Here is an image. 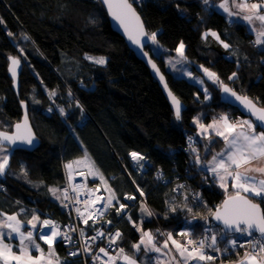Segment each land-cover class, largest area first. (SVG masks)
Segmentation results:
<instances>
[{"label":"trees","instance_id":"16d2710c","mask_svg":"<svg viewBox=\"0 0 264 264\" xmlns=\"http://www.w3.org/2000/svg\"><path fill=\"white\" fill-rule=\"evenodd\" d=\"M130 1L147 34L157 33L158 45L173 53L183 42L189 62L215 72L223 84L264 108V46H254L244 26L229 23L218 32L230 45L229 54H222L203 47L211 9L202 0ZM145 51L165 76L171 92L185 105L181 120L175 119L147 67L110 28L98 1L0 0V131L10 132L20 121L24 102L39 140L32 151H11L9 167L0 177V212L13 215L24 209L19 214L24 224L34 213L40 219L47 215L65 222L66 210L59 199L51 200L49 189L58 190L64 183L63 160L82 159L87 152L119 203L128 206L126 216L117 214L116 201L104 211L121 231L119 247L125 253L131 254L141 237L133 222L156 237L165 238L171 232L181 243L188 239L179 235L182 231H191L197 239L208 225L217 227L210 222V210L213 212L227 195L195 164L196 153L189 144L192 142L197 152L203 147L194 139L193 119L198 114L207 124L222 114H240L220 100L219 83H205L211 96L206 102L196 84L167 71L161 54L152 47ZM87 55L104 57L106 63L89 62L84 58ZM10 56L22 62L18 95L8 75ZM234 72L236 78L229 80ZM52 92L57 95L50 97ZM59 108L64 109V115ZM188 137L193 138L191 142ZM215 143L207 157L220 147V141ZM133 151L146 157V171L132 165L129 154ZM22 166L27 176L22 174ZM163 179L168 182L162 183ZM88 180L105 198L109 196L99 178L88 176ZM138 188L144 192L143 200ZM195 194H199V203ZM126 195L136 199L127 203ZM254 201L260 203L257 198ZM141 203L152 216L141 212ZM171 207L176 211H170ZM261 207L264 211V203ZM202 217H208L207 225ZM56 249L63 253L59 245Z\"/></svg>","mask_w":264,"mask_h":264},{"label":"snow or ice","instance_id":"6c2138e0","mask_svg":"<svg viewBox=\"0 0 264 264\" xmlns=\"http://www.w3.org/2000/svg\"><path fill=\"white\" fill-rule=\"evenodd\" d=\"M103 3L107 6L109 14L118 21L121 27L124 28L125 33L134 44L142 45L144 42L139 39L141 36L148 35L144 31L143 23L141 22L140 16L136 13L130 0H103ZM205 5L209 4V0H203ZM220 9H223L229 17L240 16L243 14L242 19L251 25V31L256 33V39L254 43L258 46H264V0H260L259 3H250L249 0H222L218 5ZM239 9V12H234L232 9ZM134 21V25L130 27V22ZM258 22V23H257ZM11 35V33H9ZM205 37L211 35L216 38L223 45L225 49H229L230 45L220 40L219 35L216 32H206ZM157 33H151L148 35L154 44L157 43ZM27 38V37H25ZM176 52L179 56L184 57V44L183 42L176 48ZM147 55V53H145ZM86 59L92 60L96 64L104 65L106 59L104 57H90L86 56ZM10 61L9 71L11 72L13 79L17 75V68L20 64V60L16 57H9ZM149 64L156 69V65L149 59ZM205 75L212 80L214 83H219L223 92L230 93L232 96L239 101L243 107L255 117L256 121L260 124L257 125L250 119L238 120L236 122H230L227 115H222L218 120H214L211 124L204 125L200 123L198 118H194V123H197L201 134L208 133L209 130L215 132L216 136L221 137L225 141V148L220 152L215 153L211 160L207 161L205 165L202 157L197 152V149L189 144V148L193 153H196L195 164L200 166V170H206L208 173L213 174L214 178L219 181V186L228 192L229 185L235 191L227 195L222 205L217 207L214 212L210 214L213 220L217 221L222 227L213 228L211 226L205 227V235L203 238L197 240L193 238L191 231H182L179 235L187 237L188 239L181 243L173 239L171 232L167 233V239L161 246H157L155 243V237L150 231H144L141 227L137 226L133 222V226L137 228L138 232H141V238L138 243L133 244V248L139 251L141 246H144L146 252L153 251L166 255L163 252L164 249H169L168 242L174 246L176 253H178L179 259L173 256L172 259L176 261V264H213L217 259V256L209 254L208 250L217 254L228 252L229 247L221 249L218 247V243L224 239H228V246L231 249L237 247H245V243L239 242L236 238V234L240 237H248L246 244L248 250L245 251L244 257L236 262V264H264V211L261 210V203H264V130L257 132L256 127L259 126L264 129V108L257 107L258 101H253L247 96L237 95L231 88L219 81V77L215 72L210 71L208 68L201 66ZM157 73L158 69H157ZM189 76L192 74L189 72ZM234 72L229 80L236 77ZM163 81V76L160 77ZM202 83V81H199ZM167 89V85L165 84ZM207 98V89H205ZM55 95V92L50 93ZM169 98L173 104L175 110V118L177 121L181 120L182 105L180 101L172 94L168 92ZM23 103V102H22ZM51 111V109H49ZM61 115H64V109H60ZM16 131L13 134L7 132H0V177L6 174V170L9 167V148L7 145L20 144L34 146L36 137L33 135L31 128L27 123V115H25L23 124L17 123L15 125ZM192 137H188L191 142ZM130 156L134 162L139 164L140 161L146 160L143 154L138 152H131ZM86 164L89 168L88 175L98 176L101 183L105 185V190L109 192V196L103 202L100 209H93V212L97 216L103 215V210L112 207L113 201L119 203L116 198V194L112 192L111 188L107 186L103 174L95 166V163L85 152L82 159L69 162L65 165V168L69 170V179H71V170L73 165ZM144 165H140L143 167ZM21 172L27 176L23 166ZM159 178V177H158ZM78 187V186H77ZM183 187L182 185H178ZM140 196H144L142 189H137ZM176 189H174L175 191ZM49 191L56 195L57 189L50 188ZM94 194V193H92ZM88 200L84 201L86 205L85 211L93 204L99 202L100 198L93 201L91 195ZM65 199H67V192L64 193ZM59 199V196H56ZM126 199L135 200V196H127ZM254 198H259L260 203L254 202ZM187 199V198H186ZM194 199L199 203V194H195ZM79 203V201H77ZM67 207V205H64ZM128 206L123 203H119V208L116 210L117 214H120L122 210ZM187 207V205H185ZM141 212L145 216H152L153 212L147 207L145 203H141ZM188 212H192L191 207H187ZM23 211V210H22ZM170 211H176L175 207H171ZM78 216L84 217V212L79 208L76 209ZM0 261L3 264H61L60 258L56 255L54 244L58 242V239H64L71 242L72 237L68 234L69 231H76L75 228H68L67 231H60V225L56 224L50 219H45L41 223L40 217L35 213L31 219L27 221L31 225V229L27 232L22 231V222L17 218V215H6L0 212ZM88 219H93L92 213H89ZM88 219H84L85 224L88 223ZM131 221V216L128 217ZM205 224H208V217H202ZM95 223V220L93 219ZM110 224L111 221H108ZM191 223V221H189ZM8 230L6 233L3 230ZM38 232L34 233L33 230ZM211 233V235H208ZM38 234L39 240L43 241L44 244L48 245L47 256L41 245L37 243L35 235ZM81 237H84V230L80 229ZM103 231L97 230L96 236L89 237L88 239L95 242L98 237L104 236ZM18 238L19 239V250L18 252L13 250V247L9 243H5V238ZM122 234L120 231H116L115 234H108L109 246L115 244ZM210 241V242H209ZM35 250L40 253L38 256H33L32 251ZM84 252H91L90 245L85 242V246L82 249ZM171 249H169V252ZM100 253H103L108 259L104 264H116L117 260H122L123 264H137L135 256H129L125 253L123 248L119 249L116 256L109 254V251L105 248L99 249ZM69 255L75 256L76 252H70ZM93 260H101L99 254L93 255ZM159 264V257L157 258Z\"/></svg>","mask_w":264,"mask_h":264},{"label":"built area","instance_id":"2783aa9c","mask_svg":"<svg viewBox=\"0 0 264 264\" xmlns=\"http://www.w3.org/2000/svg\"><path fill=\"white\" fill-rule=\"evenodd\" d=\"M82 123L83 120L79 122V124ZM69 162H72V160L62 161L64 183L61 187L58 188V194H59L58 196L60 197L59 202L61 203L62 206L67 205V207L64 206L66 210V221L65 222L58 221L45 215L40 219L38 225L43 220L50 219L54 221L56 224L60 225V231H67L68 228L76 229V231L68 232V234L72 237L71 242L66 241L64 239H58V242L54 244V245H59L63 249V258H62L63 261L61 262V264H65L66 262L69 261H73V262L76 261L79 262L80 264H104V262H106L108 258L104 256L103 253H100L99 249L105 248L109 251L110 255L116 256L120 249L119 247L120 239L115 244L109 246L108 234L109 233L115 234L116 231H120V230L117 228V224L114 221L104 216L105 209L103 210L102 216H97L95 212H93V209H100L102 207L103 202L106 200L105 194L102 192V190L99 187L90 185L86 171L76 169L75 165H73V168L71 170V179H69V170L65 168V165L68 164ZM132 162L136 164V162L134 161ZM141 162L142 164H145L147 163V159ZM141 170L146 171L145 165L141 167ZM157 174H159L161 178L162 174H160V172H158ZM167 182H168L167 179L162 180V183H167ZM65 190L67 192V197H68L67 199H65L64 196ZM90 194H92L91 200L95 201L98 198H100V200L98 203L93 204L91 207H89L88 211H85L86 205L84 204V201L89 199ZM141 200H143V198ZM77 201H79V203H77ZM125 201L129 203L130 201L133 200L125 198ZM77 208H79L82 212L85 213L83 218L78 216L76 212ZM89 213H92L95 223L93 222V219H88ZM127 213L128 211L126 213L124 212L125 216L127 215ZM84 219H88L87 224L83 222ZM108 221H111V223L109 224ZM209 226L213 227L212 225H208L207 227ZM80 229L84 230V234H85L84 237H81ZM29 230H32L31 227L26 228V232ZM97 230L103 231L105 235L102 237H98L95 242H92L88 238L96 236ZM33 231L34 233H36L38 232V229ZM204 235L205 232H203V234L199 238H197V240L203 238ZM208 235H211V233H208ZM36 236L38 237V234L35 235V237ZM231 238L232 237H230L229 239ZM236 238H238L239 242L245 243V247L243 248L237 247L236 249H231L230 246H228V240L224 241L223 245H220L218 243L217 245L218 247H220L221 249H224L225 247H229V251L228 252L222 251L221 253L217 254L215 252H212L211 250H208L209 254L217 256V259L213 263L223 262L224 256L230 253L240 252L242 255H244L245 251L248 250V245L246 244L248 237H240L239 234H236ZM86 241L87 244L90 245L91 247V252L88 253L82 250L83 247L85 246ZM70 252H76L77 255L71 256L69 255ZM96 254L100 255L101 260L98 261L93 260V255Z\"/></svg>","mask_w":264,"mask_h":264},{"label":"crops","instance_id":"0c3cea01","mask_svg":"<svg viewBox=\"0 0 264 264\" xmlns=\"http://www.w3.org/2000/svg\"><path fill=\"white\" fill-rule=\"evenodd\" d=\"M221 2H222V0H209V4L206 5L207 7H209L211 9V17H210V21L208 23V30L206 32H216L218 34V32L226 24H229V23L240 24V25L244 26L246 31H247V33H249L252 36L253 43H254V41L256 39V33L251 31V25H249L246 21H244L242 19L243 14H246V13H241L240 16L229 17L228 14L223 11V9H220L218 7V5ZM249 2L250 3H259L260 0H249ZM232 10L234 12H239V9L233 8ZM254 46L259 47V48L262 47V46L256 45L255 43H254ZM203 47L209 48V49H214V50H216V51H218L219 53H222V54H229V52H230L229 49H225L223 47V45L220 43V41H218L216 38L212 37L211 35H208L207 37H205V35H204V37H203ZM154 51L157 54H161L162 55V58L165 61V66H166L167 71L170 72L173 75V69L172 68L168 69V66H170L173 63V59H171V57L173 55H175L177 52L176 51H174L173 53L167 52L160 45L158 46V50L157 51L154 50ZM183 58H185V57H183ZM186 61H187V67L184 70L181 71V78H185L188 81L190 80L191 82L196 84L204 92L205 101L209 102L210 99H211V96H210V93L207 91V98H206L205 83L206 82L207 83H212L215 86L218 85V83H214L212 80H210L205 75L202 67L189 62L187 59H186ZM189 72L192 74L191 76L188 75ZM235 78H233V79H235ZM199 81H202V83L199 82ZM222 115H225V114H222ZM222 115H219L215 120H218L219 117H221ZM228 117H229L230 122H236L238 120L249 119V118H245V117H243L241 115H238V116H235V117H230V116H228ZM199 121H200V123H202L200 118H199ZM213 121H211V122H209L207 124H204V125L211 124ZM194 126L196 127V132H195L194 139L198 143H201L202 147H203L201 150H199L198 153L202 157L203 163L206 165L207 161L211 160L212 156L215 153L220 152L222 149L225 148V141L221 137L216 136L215 132L212 131V130H209L208 133L201 134V130L199 129L197 123L194 124ZM256 131L260 132V130L257 127H256ZM214 141H216V143L218 141H220L221 145H220V147L218 149H216L212 153V155L207 157L206 155L209 152V147L212 144V142H214ZM8 155H9V160H10L11 151H9ZM204 171H206V170H204ZM209 174L214 178L213 174H211V173H209ZM214 181H215V184L224 192L225 190L222 189L219 186V181L217 179H215V178H214ZM229 191H231L233 193L235 190L232 189L231 186L229 185L228 192ZM257 199H259V198H257ZM22 210H24V209H20L18 212L14 213L15 215H17L18 219H20L19 218L20 217L19 214H21L23 212ZM0 219H2V217H0ZM22 225H23L22 231H25L24 228H26V226H29V227L31 226L30 224H28V223L24 224L23 222H22ZM3 231L6 233L8 230L5 229ZM154 237H155V243H156L157 246H161L164 243V241L167 239V237L160 238V237H156L155 235H154ZM35 238H36L37 243H39L42 247H44L45 249L48 248V245L44 244L41 240H39V238L37 236ZM177 241L180 242L179 240H177ZM11 242H15V243L19 244V239L18 238L9 239L7 237L5 238V243H9L10 244ZM168 244H169V249H171V251L169 252V249H164L163 252L167 253L166 255H161L160 253H156V252H153V251L146 252L144 250V246L143 245L141 246L139 251H136L133 248V252L131 254H128V255L129 256H133L134 255L136 260H137V264H158V260H157L158 257H159V264H176V261L173 260L172 257L176 256L177 259H179L178 253H176V250H175L174 246L171 244V241H169ZM54 249H55L56 255L59 256V258H63V253L61 255L58 253V251L56 249V245H54ZM32 252L37 254V255L40 254L39 252H37L35 250H33ZM243 257H244V255H242L240 252L230 253V254H227V255L224 256V260L220 264H236V262L238 260H240L241 258H243ZM0 264H3V261H0ZM116 264H123V262H122V260H117Z\"/></svg>","mask_w":264,"mask_h":264},{"label":"water","instance_id":"95a60500","mask_svg":"<svg viewBox=\"0 0 264 264\" xmlns=\"http://www.w3.org/2000/svg\"><path fill=\"white\" fill-rule=\"evenodd\" d=\"M98 1L105 14H106V17H107V20L109 22V25H110V28L116 33L118 34L123 42L125 43V45L127 46V48L135 55V57L141 61L148 69L151 77L157 82L159 88L161 89L164 97L166 98L167 102L169 103L170 105V108L174 114V117H175V110H174V107H173V104L171 102V99L169 98V95H168V92L171 91L168 87V84L166 82V78L165 76L163 75V73L161 72V70L159 69L158 65L156 64V62L151 58V56L145 51V48L147 47H152L153 46V42L148 39V35H145V36H141L139 37V39H141V41H143L144 43L142 45H137V44H134L132 42V40L129 39L128 35L125 33L124 31V28L121 27L120 23L118 21H116L115 19H113V17L109 14L108 12V8L107 6L103 3V0H96ZM131 2V1H130ZM133 8H134V5L132 4ZM135 9V8H134ZM136 11V9H135ZM136 13L139 15V13L136 11ZM140 16V15H139ZM141 19V17H140ZM141 22L143 23L142 19H141ZM134 25V21L130 22V27H132ZM144 26V24H143ZM144 31L145 33H147L146 29H145V26H144ZM145 53H147V55H145ZM18 59V58H17ZM149 59H151V61L156 65V69H153V67L151 66V64H149ZM9 65H10V61L8 62V67H7V70H8V75L10 77V79L12 80V87H13V90L15 92L16 95H18V90H19V83H18V79H19V74L22 70V62L20 61V64L17 68V75L15 77V80L13 79V76L11 74V72L9 71ZM157 69H158V72L159 74L157 73ZM161 76H163V81H161ZM165 84L167 85V89L165 88ZM230 88V87H229ZM234 91V90H233ZM236 92V91H234ZM237 95H241L239 94L238 92H236ZM173 94V93H172ZM174 95V94H173ZM175 96V95H174ZM243 96V95H241ZM176 97V96H175ZM177 98V97H176ZM178 99V98H177ZM179 100V99H178ZM220 100L228 105V106H231L233 108H235L239 114L245 118H249L250 120H252L253 122H255L257 125L260 124L259 121H256L255 120V117H253L251 115L250 112H248L244 107L243 105L236 100V98L234 96H232L230 93H225L222 91V89L220 88ZM180 101V100H179ZM180 104L182 105V112L185 110V105L180 101ZM21 107H22V116H21V119L19 122L17 123H21L23 124L24 122V118H25V115H27V123H28V126L31 128L32 130V133L33 135L36 137L33 129H32V126H31V123H30V120H29V117H28V108H27V105L23 102L21 103ZM257 107H260L257 105ZM263 108V107H261ZM182 114V113H181ZM176 119V118H175ZM15 123L13 126H12V129L10 132H7L8 134H13L15 131H16V128H15V125L17 124ZM257 128L262 131L264 129H262L261 127L257 126ZM0 132H6V131H0ZM6 146L9 148L10 151H15V150H25V151H32L34 149H36L38 146H39V140L38 138L36 137V142L34 144V146H28V145H24V144H20L19 142L16 144V145H7V143L5 142ZM225 200V198L222 200V202L217 206H221L223 201ZM255 202V201H254ZM258 203V202H257ZM261 206V205H260ZM214 209V211L216 210V208ZM261 210H262V207H261ZM213 211V212H214ZM263 211V210H262ZM210 222L217 226V227H222V225H219L217 221L213 220L212 217L210 216Z\"/></svg>","mask_w":264,"mask_h":264},{"label":"rangeland","instance_id":"374dc122","mask_svg":"<svg viewBox=\"0 0 264 264\" xmlns=\"http://www.w3.org/2000/svg\"><path fill=\"white\" fill-rule=\"evenodd\" d=\"M132 1H134V2H140L141 0H132ZM158 44L157 43H155V44H153V46H152V48H153V50H158ZM88 56V55H87ZM86 56H84V58H85ZM90 57H93V56H90ZM86 59V58H85ZM171 59H173V63L170 65V66H168V69H173V75L175 76V77H178V78H181V71L182 70H184L186 67H187V61H186V59L185 58H183V57H181V56H179L178 55V53H176L175 55H173L172 57H171ZM87 61H89V62H92V63H94L92 60H89V59H86ZM96 64V63H95ZM100 65V64H99ZM190 81V80H189ZM191 82V81H190ZM193 83V82H192ZM56 94V93H55ZM48 95L50 96V93H48ZM57 95V94H56ZM53 95H51L50 97H52ZM59 112H60V108H59ZM64 114H65V112H64ZM194 118H200V115H196V116H194ZM193 124H196V123H194V119H193ZM129 159H130V161H131V163H132V165L133 166H138V168L141 170V167H140V165L142 164V162L140 161L139 162V164H135V163H133L132 161V158H131V156H130V154H129ZM142 165H145V164H142ZM75 166L77 167V168H80V169H84V170H86V172H87V175H88V171H89V168L86 166V164H79V165H76L75 164ZM91 179H96V178H99L98 176H91V175H88ZM211 176V175H210ZM213 180H214V178H213ZM55 189H57V188H55ZM229 192H231V191H229ZM49 195H50V198H51V200H53V201H57V198H56V196H58L59 194H58V191H57V193H56V195H53L50 191H49ZM224 195H228V192H225L224 191ZM107 197L108 196H106V199H107ZM140 198L142 199L143 198V196H140ZM259 200V199H258ZM64 207V206H63ZM65 208V207H64ZM124 212H127L126 211V209H124V210H122L121 211V213H124ZM146 217H148V216H146ZM31 227V226H30ZM25 229V232H26V228H24ZM183 243V242H182ZM10 245L13 247V250L14 251H16V252H18V250H19V244L18 243H15V242H11L10 243ZM41 248L44 250V253H45V255L47 256V253H48V248L47 249H45L44 247H42L41 246ZM32 255L33 256H38L37 254H35V253H33L32 252ZM40 255V254H39ZM59 257V256H58ZM60 261L62 262L63 261V259L62 258H60ZM214 264H220V263H214Z\"/></svg>","mask_w":264,"mask_h":264}]
</instances>
